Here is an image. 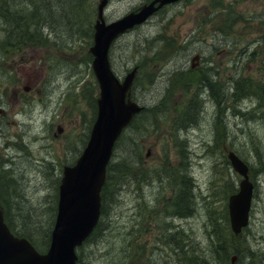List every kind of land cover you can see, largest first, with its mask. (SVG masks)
Returning <instances> with one entry per match:
<instances>
[{"label": "rangeland", "instance_id": "rangeland-1", "mask_svg": "<svg viewBox=\"0 0 264 264\" xmlns=\"http://www.w3.org/2000/svg\"><path fill=\"white\" fill-rule=\"evenodd\" d=\"M148 1L108 0L104 18L114 20ZM98 2L86 1L87 21L63 51L44 43L0 54V168L8 169L10 184L4 181L11 191L6 203L17 230L23 222L16 213L24 208L35 237L47 232L62 169L77 159L95 120L98 89L86 25L90 16L94 22ZM21 3L4 0L5 22L11 21L9 10L22 12ZM43 32L53 38L50 30ZM263 40L264 0H180L114 41L113 71L123 77L137 65L132 95L147 109L124 130L111 161L129 154L142 161L120 169L101 229L82 246L83 259L190 264L179 250L183 246L210 256L206 233L213 226L224 235L227 199L240 179L226 157L231 149L248 164L254 184L234 264H264V107L258 99L220 100L234 78L264 82ZM195 53L200 58L190 68ZM192 113L194 120L186 122ZM161 170L176 176L173 188V181L159 179ZM184 175L192 181L190 213L170 214Z\"/></svg>", "mask_w": 264, "mask_h": 264}, {"label": "water", "instance_id": "water-1", "mask_svg": "<svg viewBox=\"0 0 264 264\" xmlns=\"http://www.w3.org/2000/svg\"><path fill=\"white\" fill-rule=\"evenodd\" d=\"M174 1L177 0H151L138 11L105 22L103 6L107 0H100L93 25V44L89 48L99 85L97 115L81 154L73 165L63 168L48 248L41 253L27 238L13 235L0 209V264H75L76 246L90 234L99 217V193L113 144L121 130L141 109L136 102L126 99L136 68L120 81L108 62L110 44L117 35L142 23L164 4ZM198 57L195 54L191 58L192 67ZM227 156L232 167L243 176L238 191L228 197L230 227L234 234H238L247 223L252 183L248 180L247 166L235 153L229 151Z\"/></svg>", "mask_w": 264, "mask_h": 264}, {"label": "trees", "instance_id": "trees-1", "mask_svg": "<svg viewBox=\"0 0 264 264\" xmlns=\"http://www.w3.org/2000/svg\"><path fill=\"white\" fill-rule=\"evenodd\" d=\"M86 1L88 0H21V8L22 12L15 13L14 10H10L9 16L11 18L6 24L4 23V27H6V32L4 33V36L2 40L0 41V54L3 55V58L7 55H11V53H14L16 51L21 52L24 48L29 47L30 45H40V44H51L53 43L54 47L58 49V52L63 51L66 49L67 46L70 45L71 42L79 35L78 31L80 30L79 25L82 24L81 22L83 20L87 21L86 16ZM51 4L54 8H52ZM2 11H5L4 9V0H0V19L4 18L5 16L2 15ZM12 17H16L17 20L12 23ZM91 16L89 17L88 23L86 25L87 31L90 32V41L92 40V23H91ZM45 29L50 30L54 33V36H51V32L48 33V36L53 37L52 39H49L47 35H44L45 32H43ZM67 39H70L68 41ZM47 40V41H46ZM262 44H264V40L262 41ZM261 44V45H262ZM10 50H14L11 52ZM254 52H252L253 54ZM264 53V50H263ZM262 64L264 65V57L262 59ZM185 78V76H182ZM136 81L134 82V84ZM211 83H217V82H211ZM245 85V89L248 93H253L259 103H262L264 107V82L261 81V84L258 83V81L254 80L252 82H249L248 80H242V78H234L231 83V94L235 98L237 95V90L239 86ZM261 101V102H260ZM198 103V101H197ZM196 100L193 99L191 107H195ZM93 106L95 104L93 103ZM146 107H144L139 115H141L143 112H146ZM135 116L132 120L131 124H134V120L139 116ZM194 113H192L189 118H187L186 122L193 121L194 119ZM193 119V120H192ZM122 138V136L119 138V140ZM118 140V141H119ZM118 142H116L117 145ZM116 147V146H115ZM114 147V148H115ZM129 147H132V144L129 145ZM142 159L141 156H135V155H124L122 157V160L119 162L112 163L110 161L106 168V178L105 182L102 186L100 196H101V205H100V216L98 219L97 224L93 228V231L91 234L86 238V240L77 247V255L78 260L76 264H91L89 259H83V255L81 252L82 246L86 241H89L90 239L94 238V236L100 231L102 219L103 217L107 216V210L106 203L109 198V193L112 190L113 186L117 183V181L122 177V172H120V169L125 168L130 169L133 166H137L141 163ZM163 171V170H161ZM166 171V170H165ZM8 169H2L0 168V204L2 208L4 209V217L8 224V226L12 229V231L19 236H24L27 239L30 240V242L41 252L45 251L47 249L49 238H50V230L53 225L55 212H56V197L54 198V209L52 211V216L50 217L51 220L49 221V227L47 229V232L44 233L43 237H39L36 234V237L32 235V227L31 222H29V218H27L26 215L23 213V207L20 206V212L16 213L17 217L23 222L22 227L17 230L14 228V224L12 222V218L10 216L8 205L6 203L7 194L9 195V189L7 188L9 185L4 181L7 177H10V175H7ZM143 175V170L141 171ZM161 173V172H160ZM159 173V177H160ZM10 184V178H7ZM6 179V180H7ZM161 179V177L159 178ZM188 177L185 175L180 179L181 180V188H183L181 193H177L175 199L176 201L172 202L173 210H170V214H179L182 216H187L190 213V209L192 207V196H191V188L188 187L187 182ZM7 184V186L3 187L2 183ZM173 188V185H170ZM7 188V189H6ZM54 189H57V186L55 185ZM11 190V188H10ZM236 190V189H235ZM233 190V191H235ZM7 198V199H6ZM170 206V207H171ZM10 207H13V205L10 204ZM225 223V224H224ZM224 228L226 229L224 235L219 232L216 233V237L209 238V244L206 248L210 250V256L203 254L200 257V262L197 260L198 257H194L192 254V247H188L187 249L183 247H180L179 250L183 254V259L186 257L187 262L190 264H219L221 262L230 264V258L231 255L236 253L239 257L238 253V240L239 235H234L229 227L228 224V215L227 212H224ZM224 232V231H223ZM223 236H222V235ZM219 235V237H218ZM230 242V244L228 243ZM177 243V242H176ZM196 250V249H195ZM198 251V250H196ZM200 252V251H198ZM250 256V255H249ZM252 259L248 262V264H251ZM240 261H238L239 263ZM237 263V261H236ZM237 263V264H238ZM122 264H125L123 262Z\"/></svg>", "mask_w": 264, "mask_h": 264}, {"label": "bare ground", "instance_id": "bare-ground-1", "mask_svg": "<svg viewBox=\"0 0 264 264\" xmlns=\"http://www.w3.org/2000/svg\"><path fill=\"white\" fill-rule=\"evenodd\" d=\"M106 4H107V2H106L105 5L103 6V12H104V9H105ZM51 6H52V8H54L52 4H51ZM9 9H10V8H8L7 10H9ZM9 12H10V10H9ZM16 20H17L16 17H12V23H14ZM5 21H6V20H4L3 22L5 23ZM13 21H14V22H13ZM7 23H8V22H6V24H7ZM245 88H246V87H245L244 84H243L242 86H239V88H238V90H237V95L235 96V98L232 96V94H231L232 91H231V92H229L228 94H222L220 100H222V101L224 102L226 96H229V97L234 98V100H242V99L250 98V99H253V100L256 101V100H257V97H256L253 93H248V92L246 91L247 89H245ZM213 96L215 97L216 95H213ZM216 104H217V103H216ZM223 107H224V106H223ZM223 107H222V108H223ZM160 177H161V179H162V177H163V178H165V180L168 179L169 182H172V181L175 179L176 176H174V175H172L171 173H169V172L163 170V171H161V173H160ZM187 182H188V187L191 188L190 186H191V184H192V181H191V178H190V177H188ZM173 183H176V181H173L170 185H172ZM249 220H250V218L248 217V218H247L246 226L249 224ZM167 227H169V226H166V228H167ZM216 227H217V225H216ZM216 233L218 234L217 230L212 226V228H210L209 231H208L206 234H207V237H208V238H214V237L217 236ZM167 236H168V237H171L169 234H168ZM218 237H219V235H218ZM228 243L230 244V242H228ZM192 254H193L194 257H198L197 260L200 262L199 259H200L201 255L203 256V254H204V250H203V251H200V252L197 251V253H196V252H195V248L192 246Z\"/></svg>", "mask_w": 264, "mask_h": 264}]
</instances>
